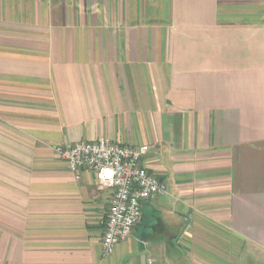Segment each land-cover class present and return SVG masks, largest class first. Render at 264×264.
I'll use <instances>...</instances> for the list:
<instances>
[{"label": "crops", "instance_id": "1", "mask_svg": "<svg viewBox=\"0 0 264 264\" xmlns=\"http://www.w3.org/2000/svg\"><path fill=\"white\" fill-rule=\"evenodd\" d=\"M100 139L169 189L108 256ZM0 264H264V0H0Z\"/></svg>", "mask_w": 264, "mask_h": 264}, {"label": "built area", "instance_id": "2", "mask_svg": "<svg viewBox=\"0 0 264 264\" xmlns=\"http://www.w3.org/2000/svg\"><path fill=\"white\" fill-rule=\"evenodd\" d=\"M51 150L72 173L90 170L99 188L112 190L102 237L104 256L112 254L116 245L132 234L141 221L144 202L169 194L168 187L141 165L142 157L149 150L147 146H122L100 139L63 149L52 146Z\"/></svg>", "mask_w": 264, "mask_h": 264}]
</instances>
